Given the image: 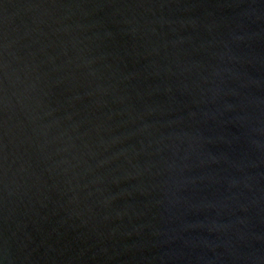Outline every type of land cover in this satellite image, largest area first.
<instances>
[{"label": "water", "instance_id": "water-1", "mask_svg": "<svg viewBox=\"0 0 264 264\" xmlns=\"http://www.w3.org/2000/svg\"><path fill=\"white\" fill-rule=\"evenodd\" d=\"M0 264H264V0H0Z\"/></svg>", "mask_w": 264, "mask_h": 264}]
</instances>
